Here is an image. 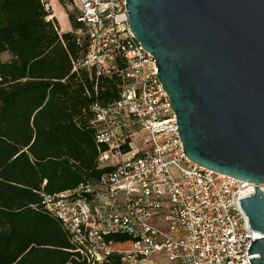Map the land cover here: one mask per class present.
I'll return each instance as SVG.
<instances>
[{
	"label": "built area",
	"instance_id": "obj_1",
	"mask_svg": "<svg viewBox=\"0 0 264 264\" xmlns=\"http://www.w3.org/2000/svg\"><path fill=\"white\" fill-rule=\"evenodd\" d=\"M62 1L72 33L87 45L73 71H108L117 59L126 68L121 99L91 106L96 140L107 147L99 166L111 171L68 192L43 193L45 210L92 263L251 264L258 257L249 256L252 240L264 235L250 228L239 199L254 194L255 184L186 157L157 60L135 39L126 0ZM113 234L130 240H107Z\"/></svg>",
	"mask_w": 264,
	"mask_h": 264
},
{
	"label": "trees",
	"instance_id": "obj_2",
	"mask_svg": "<svg viewBox=\"0 0 264 264\" xmlns=\"http://www.w3.org/2000/svg\"><path fill=\"white\" fill-rule=\"evenodd\" d=\"M86 47L62 33L49 0H0V264H98L43 205V193L111 171L99 166L107 147L96 140L91 106L121 99L126 63L73 71Z\"/></svg>",
	"mask_w": 264,
	"mask_h": 264
},
{
	"label": "water",
	"instance_id": "obj_3",
	"mask_svg": "<svg viewBox=\"0 0 264 264\" xmlns=\"http://www.w3.org/2000/svg\"><path fill=\"white\" fill-rule=\"evenodd\" d=\"M135 39L157 60L186 157L255 184L239 204L264 235V0H126ZM264 264V237L248 249Z\"/></svg>",
	"mask_w": 264,
	"mask_h": 264
},
{
	"label": "crops",
	"instance_id": "obj_4",
	"mask_svg": "<svg viewBox=\"0 0 264 264\" xmlns=\"http://www.w3.org/2000/svg\"><path fill=\"white\" fill-rule=\"evenodd\" d=\"M60 0H49V7L52 8L53 11V16L57 18V20L60 22V20L58 19V10H61V8L63 9V11L66 13V19H65V25L66 28H62L63 27V23L61 24L60 22V26H61V31L62 33H69L72 32V29L74 27V22L73 20L71 21L70 17L68 16L67 12L64 10V8L62 6H60L59 4ZM69 24V25H68Z\"/></svg>",
	"mask_w": 264,
	"mask_h": 264
},
{
	"label": "rangeland",
	"instance_id": "obj_5",
	"mask_svg": "<svg viewBox=\"0 0 264 264\" xmlns=\"http://www.w3.org/2000/svg\"><path fill=\"white\" fill-rule=\"evenodd\" d=\"M59 4H60V6H62L63 8H64V5H63V3L60 1L59 2ZM51 8V7H50ZM52 9V8H51ZM62 9V8H61ZM63 10V9H62ZM64 10H66V9H64ZM71 19V21L73 20V22H74V19L71 17L70 18ZM59 24H60V22H59ZM60 28H61V26H60ZM62 28H65L64 27V25H63V27ZM10 55L9 54H4L3 55V57H2V59L4 60V61H8V60H10ZM147 145L143 142V140H139V147H146Z\"/></svg>",
	"mask_w": 264,
	"mask_h": 264
},
{
	"label": "bare ground",
	"instance_id": "obj_6",
	"mask_svg": "<svg viewBox=\"0 0 264 264\" xmlns=\"http://www.w3.org/2000/svg\"><path fill=\"white\" fill-rule=\"evenodd\" d=\"M58 19L60 20L61 24L63 23L64 27L66 28V13L61 9V10H58ZM69 25V24H68Z\"/></svg>",
	"mask_w": 264,
	"mask_h": 264
}]
</instances>
